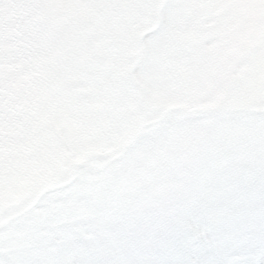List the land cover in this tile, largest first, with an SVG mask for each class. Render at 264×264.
Listing matches in <instances>:
<instances>
[{"label": "clouds", "instance_id": "1", "mask_svg": "<svg viewBox=\"0 0 264 264\" xmlns=\"http://www.w3.org/2000/svg\"><path fill=\"white\" fill-rule=\"evenodd\" d=\"M146 7L149 16L104 37L99 64L85 54L63 83L67 113L46 178L0 186V248L14 255V241L29 237L35 257L26 264H253V234L264 235V152L239 172H217L198 130L224 119L199 111L211 86L241 76L258 49L217 14L227 0L195 17L184 0ZM194 80L210 87L191 91Z\"/></svg>", "mask_w": 264, "mask_h": 264}, {"label": "rangeland", "instance_id": "2", "mask_svg": "<svg viewBox=\"0 0 264 264\" xmlns=\"http://www.w3.org/2000/svg\"><path fill=\"white\" fill-rule=\"evenodd\" d=\"M155 2L159 0H0V186L12 189L21 180L46 178L55 157L53 132L67 113L63 83L76 78L75 64L85 54L99 64L109 52L104 37L116 38L126 21L149 16L152 10L146 4ZM184 2L189 5L185 14L195 17L207 11L204 5L220 0ZM227 4L217 14L227 12L232 26L258 51L241 76L211 86L213 100L199 111L217 110L224 119L207 121L198 132L211 141L215 156L208 161L210 168L239 172L264 152V0ZM97 36L101 38L89 49L88 38ZM209 87L194 80L189 90ZM236 110L242 116L229 121V111ZM253 239V264H264V235L257 230ZM143 247L146 253L152 251L151 244ZM14 248V255L0 248V257L7 255L10 264H26L35 257L29 237L16 239Z\"/></svg>", "mask_w": 264, "mask_h": 264}]
</instances>
